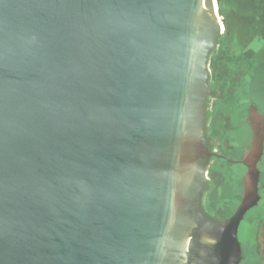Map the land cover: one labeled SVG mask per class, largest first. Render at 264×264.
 I'll return each instance as SVG.
<instances>
[{"label": "water", "instance_id": "water-1", "mask_svg": "<svg viewBox=\"0 0 264 264\" xmlns=\"http://www.w3.org/2000/svg\"><path fill=\"white\" fill-rule=\"evenodd\" d=\"M217 0H0V264H239L204 213Z\"/></svg>", "mask_w": 264, "mask_h": 264}, {"label": "flooded vegetation", "instance_id": "flooded-vegetation-1", "mask_svg": "<svg viewBox=\"0 0 264 264\" xmlns=\"http://www.w3.org/2000/svg\"><path fill=\"white\" fill-rule=\"evenodd\" d=\"M247 3L250 14L234 15L230 28L221 17L210 57L212 158L203 205L209 219L238 225L239 264H264V0Z\"/></svg>", "mask_w": 264, "mask_h": 264}, {"label": "rangeland", "instance_id": "rangeland-1", "mask_svg": "<svg viewBox=\"0 0 264 264\" xmlns=\"http://www.w3.org/2000/svg\"><path fill=\"white\" fill-rule=\"evenodd\" d=\"M241 1H245V0H241ZM248 3L247 0L246 2H240V0H220L218 7L222 17L226 18L227 26L229 28L231 26L230 19L232 20L234 18V15L242 16L244 18L250 14L248 10L249 9ZM225 40L226 41L228 40L227 35H224L223 37V41ZM212 201H213V197L210 198L209 203L212 204Z\"/></svg>", "mask_w": 264, "mask_h": 264}]
</instances>
